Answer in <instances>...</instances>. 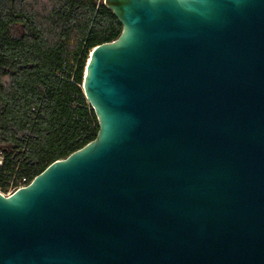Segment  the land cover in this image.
I'll return each instance as SVG.
<instances>
[{
  "label": "water",
  "instance_id": "1",
  "mask_svg": "<svg viewBox=\"0 0 264 264\" xmlns=\"http://www.w3.org/2000/svg\"><path fill=\"white\" fill-rule=\"evenodd\" d=\"M97 136L0 191V264H264V0H102Z\"/></svg>",
  "mask_w": 264,
  "mask_h": 264
},
{
  "label": "trees",
  "instance_id": "2",
  "mask_svg": "<svg viewBox=\"0 0 264 264\" xmlns=\"http://www.w3.org/2000/svg\"><path fill=\"white\" fill-rule=\"evenodd\" d=\"M121 32L102 0H0L2 192L97 136L85 68Z\"/></svg>",
  "mask_w": 264,
  "mask_h": 264
},
{
  "label": "built area",
  "instance_id": "3",
  "mask_svg": "<svg viewBox=\"0 0 264 264\" xmlns=\"http://www.w3.org/2000/svg\"><path fill=\"white\" fill-rule=\"evenodd\" d=\"M2 162V161H1ZM0 162V163H1ZM29 182H26V179L24 178L20 183H16L15 185L14 184H11V187H10V189L7 191V192H2L1 190V192L3 193V194H5V195H8V194H10V193H12L14 190H16V189H18L19 187H21V186H24V185H26V184H28Z\"/></svg>",
  "mask_w": 264,
  "mask_h": 264
},
{
  "label": "rangeland",
  "instance_id": "4",
  "mask_svg": "<svg viewBox=\"0 0 264 264\" xmlns=\"http://www.w3.org/2000/svg\"><path fill=\"white\" fill-rule=\"evenodd\" d=\"M2 161V157L0 156V162ZM0 165H1V163H0Z\"/></svg>",
  "mask_w": 264,
  "mask_h": 264
}]
</instances>
